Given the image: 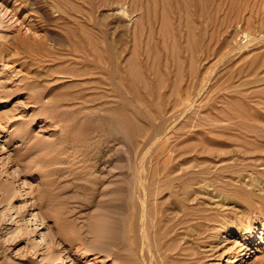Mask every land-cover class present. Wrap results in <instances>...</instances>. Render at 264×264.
I'll return each instance as SVG.
<instances>
[{
    "label": "rangeland",
    "instance_id": "374dc122",
    "mask_svg": "<svg viewBox=\"0 0 264 264\" xmlns=\"http://www.w3.org/2000/svg\"><path fill=\"white\" fill-rule=\"evenodd\" d=\"M53 262L264 264V0H0V264Z\"/></svg>",
    "mask_w": 264,
    "mask_h": 264
},
{
    "label": "bare ground",
    "instance_id": "6f19581e",
    "mask_svg": "<svg viewBox=\"0 0 264 264\" xmlns=\"http://www.w3.org/2000/svg\"><path fill=\"white\" fill-rule=\"evenodd\" d=\"M134 174H135V173H134ZM168 176H169V175H168ZM163 177H164V176H163ZM175 182H176V181H175ZM8 184H9V183H8ZM158 186H159V185H158ZM8 187H9V186H8ZM157 188H158V187H157ZM162 188H163V187H162ZM177 188H178V187H177ZM10 189H11V188H10ZM151 189H152V188H151ZM153 189H154V188H153ZM159 189H160V188H159ZM8 191H9V190H8ZM14 191H16V190H14ZM196 191H197V190H196ZM159 192H160V191H159ZM162 192H163V191H162ZM27 193H28V192H27ZM5 194H7V193H5ZM149 194H150V193H149ZM159 194H163V193H159ZM194 194H195V192H194ZM155 195H156V193H155ZM179 195H180V194H179ZM150 196H152V195L150 194ZM153 196H154V195H153ZM164 196H165V195H164ZM169 196H170V195H169ZM160 197H161V196H160ZM181 197H182V196H181ZM12 198H14V197H12ZM173 200H174V199H173ZM189 200H190V199H189ZM9 201H11V199H10ZM28 201H29V200H28ZM14 202H15V201H14ZM178 202H179V201H178ZM178 202H177V203H178ZM11 203H12V202H11ZM141 203H142V202H141ZM143 204H145L144 201H143ZM12 205H13V204H12ZM10 206H11V205H10ZM120 206H121V205H120ZM174 206H175V205H174ZM11 207H12V206H11ZM13 207H14V206H13ZM13 207H12V208H13ZM22 207H23V206H22ZM123 207H124V206H123ZM176 207H177V206H176ZM33 208H34V207H33ZM197 208H198V207H197ZM116 209H117V208H116ZM123 209H124V208H123ZM173 209H174V208H173ZM192 209H193V208H192ZM114 210H115V209H114ZM118 210H119V209H118ZM118 210H117V211H118ZM121 210H122V209H121ZM121 210H120V211H121ZM166 210H167V209H164V211H166ZM14 211H15V210H14ZM123 211H124V210H123ZM164 211H163V212H164ZM182 211H183V210H182ZM199 211H201V210H199ZM161 212H162V211H161ZM174 212H175V211H174ZM178 212H179V211H178ZM190 212H191V211H190ZM192 212H193V211H192ZM32 213H33V212H32ZM34 213H35V212H34ZM156 213H157V211H156ZM200 213H201V212H200ZM12 214H13V213H12ZM124 214H125V213H124ZM169 214H170V213H169ZM197 214H198V213H197ZM197 214H196V215H197ZM29 215H30V214H29ZM36 215H37V213H36ZM109 215H110V214H109ZM111 215H112V214H111ZM160 215H161V214H160ZM176 215H177V214H176ZM182 215H183V213H182ZM196 215H195V216H196ZM199 215H200V214H199ZM23 216H24V215H23ZM31 216H32V215H31ZM180 216H181V215H180ZM221 216H222V215H221ZM39 217H40V216H39ZM108 217H109V216H108ZM110 217H111V216H110ZM112 217H113V216H112ZM30 218H31V217H30ZM33 218H34V217H33ZM35 218H37V216H36ZM174 219H178V218H174ZM28 220H29V219H28ZM37 220H38V218H37ZM109 220H110V219H109ZM115 220L118 221L117 218H116ZM41 221H43V220H41ZM117 221H116V222H117ZM119 221H120V220H119ZM121 221H122V220H121ZM171 221H172V220H171ZM187 221H188V220H187ZM207 221H208V220H207ZM106 222L108 223L109 221L106 220ZM111 222H112V221H111ZM33 223L35 224V222H33ZM37 223H38V222H37ZM37 223H36V224H37ZM41 223H43V222H41ZM28 224H29V223H28ZM112 224L114 225V223H112ZM117 224H118V223H117ZM199 224H200V223H199ZM205 224H206V223H205ZM22 225H23V224H22ZM108 225H109V224H108ZM120 225H121V224H120ZM206 225H207V224H206ZM41 226H42V225H41ZM106 226H107V225H106ZM114 226H115V228H114ZM114 226H111V228L113 227L114 230L117 229L116 225H114ZM209 226H210V225H209ZM219 226H220V225H219ZM37 227H38V225H37ZM222 227H224V226H222ZM38 228H39V227H38ZM96 228H98V227H96ZM96 228H95L94 231H97ZM109 228H110V227H109ZM109 228H108V226H107V229H109ZM178 228H179V227H178ZM196 228H197V227H196ZM92 229H93V228H92ZM105 229H106V228H105ZM194 229H195V228H194ZM110 230H111V229H110ZM119 230H120V229H119ZM172 230H173V229H172ZM197 230H198V229H197ZM41 231H43V230H41ZM98 231H99V230H98ZM98 231H97V232H98ZM165 231H166V230H165ZM192 231H193V230H192ZM202 231H203V230H202ZM14 232H15V231H14ZM17 232H18V231H17ZM36 232H37V231H36ZM108 232H109V231H108ZM108 232H107V233H108ZM110 232H112V230H111ZM110 232H109V233H110ZM178 232H179V231H178ZM197 232H198V231H197ZM199 232H200V231H199ZM205 232H207V231H205ZM241 232H242V231H241ZM251 232H252V231H251ZM41 233H42V235H44V236L46 235L45 231H43V232H41ZM107 233H106V234H107ZM109 233H108V235H109ZM210 233H212V232H210ZM119 234H120V233H119ZM212 234H213V233H212ZM94 235H95V234H94ZM96 235H97V234H96ZM97 236H98V235H97ZM168 236H169V235H168ZM173 236H174V235H173ZM188 236H189V235H188ZM211 236H212V235H211ZM214 236H215V235H214ZM218 236H219V235H218ZM101 237H103V236H101ZM191 237H193V236H191ZM216 237H217V235H216ZM43 238H44V237H43ZM98 238H99V237H98ZM110 238H111V237H110ZM174 238H175V236H174ZM217 238H218V237H217ZM46 239H47V238H46ZM96 239H97V238H96ZM100 239H101V238H100ZM177 239H178V241L180 240L178 237H177ZM222 239H223V238H222ZM251 239H252V238H251ZM44 240H45V238H44ZM101 240L103 241V239H101ZM110 240H111V239H110ZM175 240H176V238H175ZM201 240H203V239H201ZM41 241H42V240H41ZM50 241H51V240H50ZM96 241H97V240H96ZM203 241H204V240H203ZM236 241H237V240H236ZM236 241H235V243H236ZM39 242H40V241H39ZM98 242H99V240H98ZM104 242H105V241H104ZM200 242H201V241H200ZM210 242H211V241H210ZM210 242H209V243H210ZM168 243H169V242H168ZM168 243H167V245H168ZM45 244H46V243H44V245H45ZM176 244H178V242H177ZM240 244H241V243H240ZM100 245H101V244H100ZM235 245H236V244H235ZM47 246H48V245H47ZM101 246H102V245H101ZM103 246H104V245H103ZM179 246H180V245H179ZM199 246H200V245H199ZM203 246H205V245H203ZM255 246H256V245H255ZM43 247H44V246H43ZM51 247H52V244H51ZM94 247H99V246H95V245H94ZM193 247H194V246H193ZM195 247H196V246H195ZM53 248H54V247H53ZM86 248H87V247H86ZM203 248H204V247H203ZM205 248H206V247H205ZM211 248H212V247H211ZM233 248H234V247H233ZM51 249H52V248H51ZM102 249H103V248H102ZM225 249H226V248H225ZM52 250H53V249H52ZM226 250H228V249H226ZM84 251H85V250H84ZM41 252H42V251H41ZM45 252H46V251H45ZM55 252H56V251H55ZM205 252H206V251H205ZM222 252H223V251H222ZM47 253H48V252H47ZM57 253H58V251H57ZM62 253H63V252H62ZM176 253H177V252H176ZM199 253H200V252H199ZM206 253H207V252H206ZM215 253H216V252H215ZM55 255H56V254H55ZM55 255H54V256H55ZM64 255H65V254H64ZM172 255H173V254H172ZM194 255H195V254H194ZM219 255H220V254H219ZM59 256H60V253H59ZM59 256L57 255V257H59ZM66 256H67V255H66ZM66 256H65V257H66ZM174 256H175V255H174ZM43 257L45 258V256H43ZM61 257H63V256H61ZM185 257H186V256H185ZM59 259H60V257H59ZM63 259H64V258H63ZM172 259H174V258L172 257ZM187 259H191V258H187ZM201 259H202V258H201ZM40 260H41V259H40ZM50 260H51V259H50ZM179 260H180V259H179ZM58 261L60 262V260L57 259L56 262H58ZM184 261H185V260H184ZM203 261H204V260H203ZM45 262H46V261H45ZM51 262H52V261H51ZM56 262H55V263H56ZM64 262H65V261H64ZM64 262H63V263H64ZM180 262H181V261H180ZM198 262H199V261H198ZM200 262H201V261H200ZM183 263H184V262H183ZM206 263H207V262H206ZM39 264H40V263H39ZM43 264H44V263H43ZM53 264H54V262H53ZM173 264H176V263H173ZM197 264H198V263H197ZM199 264H201V263H199Z\"/></svg>",
    "mask_w": 264,
    "mask_h": 264
}]
</instances>
